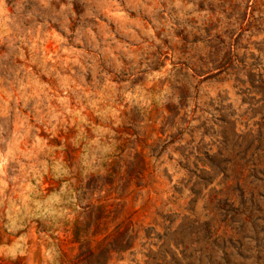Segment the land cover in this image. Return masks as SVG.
<instances>
[{
  "label": "rangeland",
  "instance_id": "1",
  "mask_svg": "<svg viewBox=\"0 0 264 264\" xmlns=\"http://www.w3.org/2000/svg\"><path fill=\"white\" fill-rule=\"evenodd\" d=\"M5 6L0 264L74 255L97 197L137 230L108 264H264V0Z\"/></svg>",
  "mask_w": 264,
  "mask_h": 264
},
{
  "label": "trees",
  "instance_id": "2",
  "mask_svg": "<svg viewBox=\"0 0 264 264\" xmlns=\"http://www.w3.org/2000/svg\"><path fill=\"white\" fill-rule=\"evenodd\" d=\"M240 70L243 72V69ZM247 76H251L250 71ZM235 80L240 81L236 77ZM100 200L99 197L88 199L85 205H79L81 211L64 229L69 231L70 241L76 244V253L68 256L57 245L61 252L59 264H108L113 254L132 247L137 230L129 222L130 215L119 220L118 207L111 208V204L101 203Z\"/></svg>",
  "mask_w": 264,
  "mask_h": 264
},
{
  "label": "clouds",
  "instance_id": "3",
  "mask_svg": "<svg viewBox=\"0 0 264 264\" xmlns=\"http://www.w3.org/2000/svg\"><path fill=\"white\" fill-rule=\"evenodd\" d=\"M6 6L5 0H0V16H5Z\"/></svg>",
  "mask_w": 264,
  "mask_h": 264
}]
</instances>
